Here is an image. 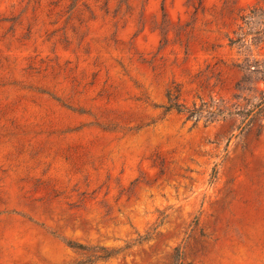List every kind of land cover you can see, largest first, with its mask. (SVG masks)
<instances>
[{"label": "rangeland", "instance_id": "374dc122", "mask_svg": "<svg viewBox=\"0 0 264 264\" xmlns=\"http://www.w3.org/2000/svg\"><path fill=\"white\" fill-rule=\"evenodd\" d=\"M0 264H264V0H0Z\"/></svg>", "mask_w": 264, "mask_h": 264}, {"label": "trees", "instance_id": "16d2710c", "mask_svg": "<svg viewBox=\"0 0 264 264\" xmlns=\"http://www.w3.org/2000/svg\"><path fill=\"white\" fill-rule=\"evenodd\" d=\"M179 111H181V110H179Z\"/></svg>", "mask_w": 264, "mask_h": 264}]
</instances>
